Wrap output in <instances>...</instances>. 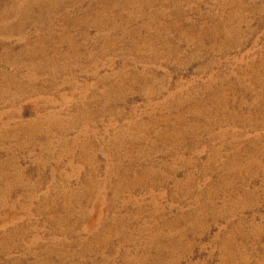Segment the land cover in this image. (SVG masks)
Here are the masks:
<instances>
[{
	"label": "rangeland",
	"instance_id": "374dc122",
	"mask_svg": "<svg viewBox=\"0 0 264 264\" xmlns=\"http://www.w3.org/2000/svg\"><path fill=\"white\" fill-rule=\"evenodd\" d=\"M5 3L0 264H264V0Z\"/></svg>",
	"mask_w": 264,
	"mask_h": 264
},
{
	"label": "bare ground",
	"instance_id": "6f19581e",
	"mask_svg": "<svg viewBox=\"0 0 264 264\" xmlns=\"http://www.w3.org/2000/svg\"><path fill=\"white\" fill-rule=\"evenodd\" d=\"M5 4L6 5L2 8V10L0 12L1 18H6V17H8L11 14L16 13V12H22L23 9L25 8V6L22 5V4H17V5H10L9 3L8 4L5 3ZM16 27L17 28H20L19 25H16ZM212 33H218V32L217 31H212ZM216 35L214 34V36H212V37L214 39H217L216 38L217 37ZM221 36L223 38V44L222 45L225 46V47L239 46V45H241V43H240V37H241V35H240V32H239L238 29L224 28ZM2 58H5V57L2 56ZM2 58H1V61H3ZM259 83H262V82L260 81ZM16 127L17 128L15 130H21L22 129V126L21 125H17ZM2 137H3V135H2ZM2 137H0V140H2ZM4 166H6V165H4Z\"/></svg>",
	"mask_w": 264,
	"mask_h": 264
}]
</instances>
